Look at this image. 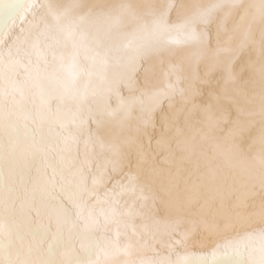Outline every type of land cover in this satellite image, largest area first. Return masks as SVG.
Masks as SVG:
<instances>
[{"label":"snow or ice","instance_id":"snow-or-ice-1","mask_svg":"<svg viewBox=\"0 0 264 264\" xmlns=\"http://www.w3.org/2000/svg\"><path fill=\"white\" fill-rule=\"evenodd\" d=\"M79 7L80 5L71 2L57 6L50 3L39 4L37 0H15L14 4L9 5L12 23L0 34V129H3L7 86L18 91L21 96L19 101H14L9 107L10 113L19 108L25 121L35 122L38 119L59 128L54 137L56 150L75 152V146L79 143L77 133H88V138L84 141V160L77 163L70 157H61V164L74 168L75 171H69L65 175L63 168L56 169L53 166L54 173L59 174L62 193H67L73 200L86 197V202L73 204L82 215L83 230L94 231L102 222L104 225H119L120 218L130 214L128 202L122 201L121 197L129 192L134 193L136 188L129 186L134 177L124 171L126 168L145 170L150 178V183L145 185L149 190L152 182L158 181L168 192L177 215L194 209L190 213L192 218L188 221L191 227L184 231L179 228L175 230L170 244L172 251L165 261L135 256V246L130 239L128 243L121 245V233L117 227L115 238H97L95 247L98 255L94 261L73 259L75 249H71L61 252L64 259L57 262L50 259L58 251L52 243L45 244L33 239L24 245L19 243L18 237L13 243L15 233L0 219V240L4 241L0 244V264H121L117 259L119 256L126 257L122 264H215L214 260L194 262L191 257L195 254L187 250L199 227L209 236H216L242 226L254 217L264 220V0H253L247 5L243 0H214L206 6H191V15L185 18V25L190 27L187 41L200 46L198 55H209L212 58L213 63L206 71L216 73L215 79L201 80L199 82L206 87L197 88L193 78L188 77L187 86L181 87L182 78L175 66H172L173 70L166 76L163 87L153 91L150 108L142 109L146 111L147 118L141 117L140 125L134 130L130 129L134 134L112 144H101V148L109 156L102 164H97L95 171L87 158L93 135L90 124H95L98 129L105 115L120 123L122 118L118 114L121 112L124 113L123 118H126L125 100L119 89L123 86L132 91L137 84L131 76L127 78V82L117 79L115 73L109 78L107 68L110 54L113 51L119 52V48L109 49L99 59L100 69L93 70L91 66H85L82 57L95 64L99 54L96 53L97 38L81 27L84 18L77 14ZM121 7L131 8L127 5ZM170 8L171 6L158 14L148 13L147 15L152 16L151 19L137 16L134 11L131 13L137 21L136 29L142 33L135 49L138 54L137 64L142 53L154 51L157 36L170 28L180 27L169 24L167 15ZM240 9H243V14L232 29L233 32L241 33L236 47L228 42L221 45L219 37L214 46L205 30H196L197 24L211 25L217 13H223L226 20ZM17 20L20 22L19 31L13 34ZM119 20L117 17V23ZM256 25L260 26L258 40L254 37ZM221 30L227 31L226 28ZM130 46L125 44L124 50ZM250 46L254 47L257 60L248 59L242 63L238 73L235 61ZM114 59L119 65L122 57L116 56ZM20 69L24 70L23 80L19 78ZM246 71L250 74L241 84L239 74ZM27 87L37 90L34 100L38 97L40 103L35 111L24 108V89ZM112 95L117 98L116 109L107 107ZM177 95L182 102L192 105L189 111L176 107ZM241 98L249 107L242 105ZM53 100L57 101L55 111L50 107ZM157 113L159 123L156 121ZM257 115L261 118L260 134L248 145V149L251 150L258 141L259 152L248 158L241 170L233 175L231 170L236 167L235 153L243 151L235 141L244 140V133L254 125V121L248 118ZM9 123L12 124L11 119ZM149 129L152 135L149 136V149L146 150L141 136L147 134ZM153 137L156 140L155 150H151ZM26 143V139L20 141L13 150L20 151ZM45 158H48L47 153ZM174 160L181 163L188 160L194 164V169L177 165L173 172L171 168L160 167L161 164L171 165ZM221 165L225 167L222 168ZM86 169L88 173H92L90 188L87 185ZM38 171L44 183L37 186L34 194L39 191L41 195H46L49 186L56 187L55 175L48 179L43 175V169ZM114 175L123 178L113 179ZM109 183L111 187H108ZM101 187L104 189L102 195L98 192ZM72 188L76 191H70ZM225 190L230 197H235L231 206L221 195ZM139 199L146 202L149 197L141 194ZM88 201L91 202V207L87 215H83ZM214 207L213 219L209 221L208 214ZM241 209L248 211L242 212ZM11 212L10 208L9 214ZM64 222H70L75 228L81 227L70 217L65 218ZM182 248L183 253L179 251ZM173 254L176 257L174 260L171 258ZM220 254L245 257L242 264H264V229L258 232L245 231L231 239L218 241L212 256Z\"/></svg>","mask_w":264,"mask_h":264},{"label":"bare ground","instance_id":"bare-ground-1","mask_svg":"<svg viewBox=\"0 0 264 264\" xmlns=\"http://www.w3.org/2000/svg\"><path fill=\"white\" fill-rule=\"evenodd\" d=\"M70 2L80 5L77 14L84 18L81 25L82 29L97 38L96 53L99 54L97 63L94 64L92 60H85L82 57L85 66H91L93 70L100 69L99 59L109 49L119 48V52L113 51L110 54L107 68L109 78L111 79L115 73L117 79L127 82V78L131 76L137 84V87L132 91L123 86L119 89L125 100L126 118H123L124 113L121 112L118 114L122 118L120 123L105 115L103 123L98 129L95 124H90L93 135L90 140L87 158L92 162L93 171H95L97 164H102L109 156L101 148V144H112L134 134L130 132V129L134 130L140 125L141 117L147 118L146 111H142V109L147 110L150 108L153 91L163 87L166 83V76L173 70L172 66H175V70L182 78L181 87L187 86L189 83L188 77L193 78V83L197 88L206 87L199 81L215 79L216 73L206 71L213 63L212 58L209 55H198L200 46L195 42L187 41L190 27L185 25V18L191 15L192 5L206 6L213 3L214 0H37L39 4L50 3L57 6ZM243 2L247 5L253 0H243ZM14 3L15 0H0V30L3 29L2 25L6 21H9V25H11L13 16L9 14L8 7ZM122 5L131 6V8H122ZM169 6H171L167 15L169 24L179 25L180 27L170 28L164 34L157 36L154 51L142 53V58L139 59L137 64L138 54L135 49L140 42L142 33L136 29L137 21L131 13L134 11L137 16L151 19L152 16L147 15L148 13L158 14L169 9ZM242 14L243 9L236 10L231 17L224 20L223 13H217L211 25L197 24L196 30L198 32L201 29L205 30L211 37L214 46L219 37L221 45L228 42L232 47H236L240 41L241 33L233 32L232 29ZM117 17L120 18L119 23L116 21ZM8 26L3 29L4 32ZM19 26L20 22L17 20V26L13 30V34L19 31ZM222 28H226L227 31H222ZM259 34L260 26L256 25L254 29L255 39H259ZM177 40L181 42L176 43ZM125 44L131 45L126 51L124 50ZM116 56L122 57L119 65L116 64L114 59ZM248 59L257 60V53L252 46L243 51L236 59L235 68L238 73L241 64ZM249 74L247 71L239 74V82L243 84ZM19 78L24 79L23 69H20ZM5 92L7 93V99L5 100L4 122L3 129H0V219L15 233L13 243L16 242L17 237L19 243L24 245H27L33 239L41 240L45 244L52 243L57 248L56 255L50 257L53 261L59 262L64 259L60 255L61 252L75 249L73 259L91 262L98 255V250L95 247L97 238L100 236L115 238V232L119 227L121 245L128 243L130 239L135 246V256L152 257L159 261H165L172 251L170 244L175 235V230L179 228L184 231L191 227L188 221L192 218L190 213L194 209H189L183 215H177L168 192L160 186L158 181L152 182V188L149 190L145 187L146 184L150 183V178L145 170L126 168L124 171L134 177L129 186H135L136 188L134 193L129 192L121 197L122 201L128 202L130 214L122 216L119 225L112 223L104 225L102 222L94 231L83 230L82 215L73 204L86 202V197H78L73 200L67 193H62L60 190V177L58 173H54L53 166L56 169L63 168L65 175H68L69 171H75L74 168L70 169L62 165L61 157H70L77 163L84 160V141L88 138V133L86 131L77 133L79 143L75 146V152L58 151L55 147L54 137L59 128L51 126L47 121L41 122L38 119L35 122L32 120L25 121L19 108L14 113H10L8 111L9 107L13 105L14 101H19L21 96L18 91L9 89L7 86H5ZM36 92L37 90L32 87L24 89L25 109L35 111L38 108L40 103L38 97L34 100ZM164 103L167 105V101ZM241 103L245 108L249 107L243 98H241ZM256 103L258 104V100ZM175 105L185 112L192 107L190 103L182 102L179 95L175 97ZM50 107L55 111L57 101L53 100ZM107 107L117 108L115 95L110 97ZM10 119L12 124L9 123ZM248 119L254 121V125L250 131L244 133L243 141H235L243 151L235 153L236 167L231 170L233 175L241 170L248 158L259 152L260 145L258 141L251 150L248 149V145L260 134L261 118L257 115ZM156 121L159 123L158 113ZM151 135L149 129L147 134L141 136L146 150L149 149L148 139ZM25 139L27 143L23 149L20 151L13 150L17 143ZM155 149L156 140L153 137L151 150ZM45 153H47V159ZM177 165L186 169H194V164L188 160H184L182 163L179 160H174L171 165L161 164L160 167L171 168L175 172ZM221 167L224 168L225 166L221 165ZM38 169H43V175L48 179L55 175L56 187L49 186L46 195H41L39 191H35L34 194L37 186L44 183ZM85 174L87 185L90 188L92 186V173H88L86 169ZM118 178L122 179L123 177L113 176V179ZM108 187H111L110 183ZM142 188L143 193H141ZM70 191L75 192L76 189L72 188ZM98 192L102 195L104 189L101 187ZM141 194L148 196L149 200L145 202L139 199ZM221 195L231 206L235 197H230L227 190L222 192ZM103 206L108 207V205ZM90 207L91 202L88 201L83 215H87ZM10 208L12 209L11 214H9ZM241 211L248 210L241 209ZM214 213L215 207L208 214L209 221L213 219ZM68 217L75 220L81 227L75 228L70 222L65 223V218ZM261 229H264V220L258 216L242 226L228 232H221L216 236H209L202 227H199L193 234L187 250L195 254L191 257L194 262L214 260L215 264H242V261L246 258L235 254H220L213 257L212 251L216 243L236 237L245 231L258 232ZM133 230H135V235H133ZM53 237H55V240ZM3 243L4 241L0 240V244ZM179 251L183 253L184 249L182 248ZM223 251V248H221V253ZM100 258L103 259L102 256ZM171 258L174 260L176 257L173 254ZM117 259L122 264L126 257L119 256Z\"/></svg>","mask_w":264,"mask_h":264},{"label":"water","instance_id":"water-1","mask_svg":"<svg viewBox=\"0 0 264 264\" xmlns=\"http://www.w3.org/2000/svg\"><path fill=\"white\" fill-rule=\"evenodd\" d=\"M8 19V17L6 18V20ZM5 20V21H6ZM9 25V21H6V22H4V24L2 25L3 26V29L6 27V26H8ZM0 30V33L2 32V34L4 33V30Z\"/></svg>","mask_w":264,"mask_h":264}]
</instances>
